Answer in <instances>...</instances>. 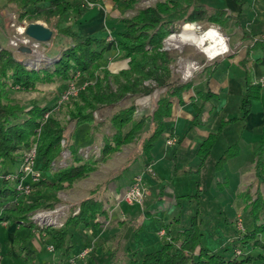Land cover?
<instances>
[{
	"label": "trees",
	"instance_id": "trees-1",
	"mask_svg": "<svg viewBox=\"0 0 264 264\" xmlns=\"http://www.w3.org/2000/svg\"><path fill=\"white\" fill-rule=\"evenodd\" d=\"M40 1H45L46 5H39ZM113 1L123 3L127 7L135 3V0ZM13 2L19 4L18 19L42 18L50 24L53 17H60L68 10H72L75 15L74 23H82L78 19L81 18L83 10L70 0H0V15L3 7ZM29 6H32L31 12L28 11ZM229 18L224 10L206 9L195 0H159L151 6L137 10L131 18H120L119 28L111 34L112 40H107L108 35H83L71 25L54 30L50 43H53L58 35L66 39L60 51L52 54L56 57L55 62L50 66L30 70L23 63L24 52L15 55L11 50L0 46V163L18 162L20 152L29 147L36 129L40 128L37 138L36 169L41 170V179L34 187L33 193L29 195V199H25L26 196L14 189L15 184L9 185L1 178L0 207L6 209L10 223L20 228L30 226L18 225L19 218L35 208L48 207L56 202L55 196L44 193L45 189L58 191L60 188L70 186L76 179L94 170L96 162L83 160L76 153L77 147L70 144L73 152L72 162L67 167L52 173L50 179L47 178L48 176H43V172L49 171L50 162L60 153L63 126L54 117H48L40 125V119L52 105L33 103L26 108L24 104L9 96L8 83L28 88L36 82L49 81L54 77L66 81L73 78L77 72L80 73L81 80L93 77L94 85H87L80 91L79 103H75L69 111L76 125L92 123L90 111L97 103L113 105L127 95L146 96L155 89L164 87L165 90L154 97L155 107L151 115L142 113L135 117L134 112L137 110L135 103L112 113L108 124L112 132L104 137L101 158L98 159L105 161L112 153L132 142L151 121L152 132L147 138H143L140 144L141 155L145 165H148L153 157L152 148L165 132V122L171 116L172 102L174 100L182 102L183 93L189 92L192 86L189 81L184 83L179 81L172 72L171 64L176 58L171 51L164 49L163 39L174 30L175 25L180 23L205 21L222 25ZM254 44H258L257 41ZM112 48H117L122 58L113 61L108 67H103L102 61ZM248 52L249 48H246V56ZM214 65L215 63L206 65L204 69L211 73ZM147 79L154 80L156 84L143 85V81ZM244 79L237 115L223 121L221 125L243 120L251 111L252 102L260 98L262 85L259 82L252 83L248 80L247 74ZM208 82L206 80L204 88L197 91L203 101L215 94L210 90ZM219 130L220 126L216 132L210 133L200 143L197 150L200 164L210 153ZM238 152L239 145L234 142L223 151L215 168H221L226 160L237 155ZM253 155V181L249 189L241 193L248 222L232 245L234 248L236 246L241 248L239 257L234 253L231 257H226L222 252L210 251L202 246L200 226L196 217H193L188 229L166 241L159 249L145 253L140 259H126L125 264H244L252 258V255L247 253L250 248L264 249V126L261 128L258 146L253 151ZM0 172L9 174L12 171L5 166ZM14 172L18 173V171ZM24 180L29 182L31 176L24 177ZM252 186L254 193L251 195ZM78 208L76 214H69L63 228L46 230V235L50 238L55 251L61 250L68 254L71 247L67 242L70 236L69 230L92 224L100 226L107 215V211L102 208V200L97 190H93L88 197L81 200ZM39 234L43 239L42 233ZM28 240L14 236L12 241L21 254L24 264L32 261L35 252L29 247Z\"/></svg>",
	"mask_w": 264,
	"mask_h": 264
},
{
	"label": "crops",
	"instance_id": "crops-1",
	"mask_svg": "<svg viewBox=\"0 0 264 264\" xmlns=\"http://www.w3.org/2000/svg\"><path fill=\"white\" fill-rule=\"evenodd\" d=\"M70 1L75 5L78 4L83 10L81 18L78 19L82 23L77 24L81 34L96 35V31L102 30V27L112 31L119 28L120 22H113L112 20H107L105 23L104 20L100 22V14L105 9L111 10L119 3H115L113 0H94L95 6L85 7L80 0ZM195 1L209 10H224L230 18L222 25H214L223 31L233 30L232 32H234L238 29L241 32L240 41L243 45L236 52L230 54H225V52L211 60L204 53L206 59L211 61L204 66L215 63L212 72L208 73L203 66L201 73H197L193 77L194 79L197 77V81L194 82V79L190 77L188 80L184 78L181 81L183 83L189 81L192 86L189 92L183 93L182 102L176 100L172 102L171 116L165 122V132L152 148L153 157L148 168L144 166L145 162L139 149L138 153L134 156L129 155L127 158L130 160L126 168L131 170L129 176L120 172L113 181H109L107 187L104 186V202H106L104 205L109 214L108 218L104 220V227L92 224L85 228L71 229L67 239L71 246L68 254L58 250L59 255H56L51 262L36 261L33 254L29 264H65L69 257L91 245L93 246L92 250L80 264H122L124 259H140L145 253L159 249L168 241L166 238L163 239L157 235V230L160 227H164L171 238L188 229L193 217H196L201 227V214L204 209L217 213L223 232L228 236L227 240L230 243L229 246L224 242L217 245L216 249H208L214 252H222L226 257L233 255L234 247L232 245L237 237L225 230L231 231V219L236 213L246 212L245 203L241 197L244 190L241 191V187L244 185L242 181L250 179L252 182L253 180V151L258 146L261 128L264 126V102L259 101L260 98L254 100L251 104V111L243 120L221 124L237 115L244 89L245 74L252 83L256 82L257 79L264 78V0ZM39 5L45 6L46 2L40 1ZM30 10H32V6L28 7V11ZM66 13L75 18L72 10H68L64 14ZM108 34L105 33V35ZM255 41L258 44H254ZM246 48H249L247 56L245 55ZM121 58L122 54L119 53L118 49L112 48L106 53L104 66L108 67L113 61ZM234 66L237 67L233 68ZM206 80L209 81L210 90L215 94L210 99L203 101L197 91L204 88ZM222 112L225 114H221ZM149 125L150 127L153 126L151 121L147 124L146 129L149 128ZM219 126L220 130L211 151L222 136L221 134L225 133L229 139L235 138L226 148L237 142L239 152L226 160L221 168L216 169L220 171L225 169L226 164L233 165L230 167L231 179L226 176L225 179L227 180H216L215 185L210 189L211 192H206L201 184L200 176L211 151L204 162L200 164L197 150L200 143L210 133L216 132ZM149 135L143 138H147ZM168 138H173L174 142L166 144ZM132 165L134 167L131 169ZM140 171L143 172L148 191L144 210L137 205H128L120 201L130 180ZM190 176L198 177L199 180H196L195 191H192L194 189L192 184L193 186L190 185L188 188L190 192H187L181 178ZM228 181L229 185L233 187L230 193L225 188V183L228 184ZM238 198L242 199V203H238ZM237 204L241 207H237ZM154 219L158 220L157 225L151 223ZM0 228L7 231L20 229V227L16 228L13 224L8 223H0ZM94 229H96V233ZM153 230L156 238L153 236ZM74 233L82 236L80 237L83 242L82 247L78 251L72 250ZM42 238V243L47 249V245L51 244L50 238L43 234ZM32 243L35 242L28 241L30 248H32ZM3 244L7 245L8 253L6 257L0 256V264H24L23 258L14 244H8L7 241L0 242V248H3ZM228 247H231V250ZM247 253H250L252 258L244 264H254L255 260L258 259L261 260L258 264H264V260H262L264 259V249L253 247Z\"/></svg>",
	"mask_w": 264,
	"mask_h": 264
},
{
	"label": "rangeland",
	"instance_id": "rangeland-1",
	"mask_svg": "<svg viewBox=\"0 0 264 264\" xmlns=\"http://www.w3.org/2000/svg\"><path fill=\"white\" fill-rule=\"evenodd\" d=\"M94 1V0H93ZM159 0H135V3L127 7L123 3L116 4L111 10H104L100 14V22L104 23L107 20H112L113 22H118L119 19L122 17H129L131 18L139 9L148 7L153 5ZM95 2V1H94ZM3 4V2H2ZM18 7L19 4L16 2L6 4L3 7L2 14L0 15V46L3 48H7L11 50L15 55L17 53L10 48L8 45L9 39L14 36L18 35V31L16 30L17 27H25L29 22L38 21L45 26L49 27L52 30V36L54 34V30L71 25L75 29L78 30L77 24L74 23V16L66 13L63 16L60 17H53L51 19L50 24H47L42 18L34 19L25 17L22 19H18ZM31 12V10H30ZM196 23L199 24V26L204 29L208 27L209 25H214L205 21H197ZM14 24V25H13ZM182 24L180 23L178 25H175L174 30L163 39V46L164 49L171 51L175 56V61L171 65L172 72L178 77L180 81H183L184 74L186 69L187 61L190 60L194 63L195 68L192 70V74L186 78L187 80L190 78L195 77L194 75H197V73H201L202 67L207 64L208 61L204 53L197 50L193 45L184 43L181 44L179 48L174 47L171 45L168 41V38L171 34L179 32ZM101 25H103L101 23ZM104 26V25H103ZM216 26V25H215ZM109 27V26H108ZM219 28V27H218ZM220 29V28H219ZM20 30V29H18ZM220 31L224 34L227 40L228 44V51L225 54H230L232 52H236L243 43L240 41V34L241 32L236 29L234 32L233 30L226 31L220 29ZM114 34V30L107 28L106 30L102 27V30L96 31V34L98 35H104L105 33ZM51 40V39H50ZM49 40V41H50ZM112 40V38H111ZM66 42V39L64 36L58 35L57 38L54 40L53 43H50V47L47 50L48 54H56V52H59L62 45ZM103 67L105 62L102 61ZM237 66H234L233 68H236ZM28 69V68H27ZM30 70V69H29ZM77 74V73H76ZM76 74H74L73 78L69 80H62L61 78L54 77L52 80L45 81V82H36L31 87L23 88L20 87L17 84H7L8 93L9 96L13 99H16L20 103L24 104L27 107L31 106L33 103H38L40 105H52L51 109L46 111L44 115L47 113V116L44 115L40 119V125L43 124L48 117H54L61 126H63V134L62 138L60 139V153L59 155L54 158L50 164H49V171L43 172V176H48L47 178L50 179L49 176L52 175V173L56 172L59 169H63L67 167L71 162L73 158V152L72 148L69 146L70 144H74L77 149L76 153L85 161L90 160L93 162H96V168L92 171H90L86 176L81 177L79 179H76L70 186H66L64 188H60L58 191L52 190V189H45L44 193L48 195H53L56 197V202L48 207H41V208H35L28 212L26 215L19 218L18 225H30L27 226L29 228L21 227L20 229H16L15 231H7L4 228H0V242L4 243L5 241L9 243H12L14 236L17 238L25 239L28 238L30 242L34 241L35 243H32V248L35 250L34 252V259L36 261H53V259L56 257V255H59V251H53L50 252L45 248V244L42 243V239L40 237L39 232H41L43 235H46V230L48 229H61L65 226V221L69 214L74 215L78 212V203L83 200L84 198L88 197L93 190H97L98 195L101 196L102 200V208L103 210H106V207L104 205V186L107 187L109 181H113L116 178V175H118L120 172H124L125 176H129L131 170L126 169L128 166V156H134V154L138 153L140 149V144L143 139V137H146L151 132L152 126L147 128L145 131L140 132L136 139H134L132 142L122 146V148L119 150V152L112 153L105 161L98 160L101 158V149L104 144V137L107 135H110L112 130L109 128V118L112 115L113 112L118 110L119 108H122L124 106L130 105L131 103H135L137 110L134 112V116L138 117L142 113L150 114L154 110V97L157 93H161L165 90L164 87L155 89V91H152L149 95L146 96H139V95H127L120 101H118L116 104L113 105H104V103H97L95 104V108L90 111L92 116V123L91 124H81L76 125L75 120L70 117L69 111L73 108L75 103H79L81 95H79L80 91L84 90L87 85H94L95 79L93 77H88V79H85L88 84L85 86L84 89H81L76 96L70 98L67 101L60 102L59 97L62 93L63 89L66 87V85L69 82H73L75 85H79L83 80L80 79V73L79 77L76 78ZM190 77V78H189ZM194 79V78H193ZM259 79H257L256 82H258ZM186 81V80H185ZM197 81V77L194 79V82ZM143 85L146 86H154L156 83L154 80L147 79L143 81ZM261 84V83H260ZM264 86V85H262ZM115 87V86H113ZM259 101L264 102V88H262L261 96ZM221 114H225L222 112ZM220 121V120H219ZM219 124V122H218ZM217 124V125H218ZM40 128L38 127L36 129V134L31 139V143L29 147L23 149L19 156H18V162L15 163H9L8 161L4 163H0V171L3 167L7 166L9 170H11V175L8 177H5L8 173L2 174L0 172V188L2 186L1 178L5 179L8 184H15L14 189L20 193L23 196H26L25 199H29V195L33 193V189L36 186V184L39 182L41 178L36 180L34 184L29 185H23L24 188L18 189L17 184L20 182V179L18 178L19 172L15 173L14 171H21V167L25 164V158L28 157V160L31 158L34 160L32 167L36 168L38 162L37 161V138L39 136ZM220 138L216 142L215 146L213 147L211 153L209 154L203 172L200 176L201 184L204 188V190L207 192H211L210 189L213 188V185H215L216 180H227L225 177L227 176L228 179H231L230 175V167L233 165L226 164L225 169L217 171L215 168V162L218 159V157L221 155L222 151L231 143L234 141L235 138L229 139L225 136V133L221 134ZM165 141V140H164ZM29 156H31L29 158ZM23 162V163H22ZM22 164V165H21ZM31 166V164H30ZM145 167L148 168V165H145ZM134 167V165L131 166V169ZM36 171L41 172L40 169H37ZM143 175V172H139ZM14 174H17L15 177ZM121 178V177H120ZM30 179V178H29ZM144 180V177H143ZM196 180H199L198 177H182L181 181L184 183V187L186 186L187 192H190L188 188H190V185L193 186L194 189L192 191H195V183ZM122 181V180H121ZM253 181V180H252ZM251 180L247 179L246 181H242V184H244L241 187V191H245L249 189ZM252 183V182H251ZM145 187H146V195L148 194L147 191V185L144 181ZM225 188L228 191V193L232 192V186L225 183ZM239 188V187H238ZM106 190V188H105ZM240 191V188L238 189ZM226 191V192H227ZM254 193V186L250 188V194ZM227 194V193H226ZM145 195V198H146ZM252 195V194H251ZM238 203H242V199H237ZM237 207L239 204H237ZM142 210L145 209V199L142 206H140ZM208 210V211H207ZM202 210V224H201V232L203 233V236L201 237V245L204 247H207L209 249H216L217 245L222 244L224 242L227 243L229 246L230 243H228V236L224 234L223 228L221 227L220 219L215 211H211L209 209ZM49 213L50 219L49 221L40 220L37 216L39 213ZM108 212L105 216V220L108 218ZM220 215V214H219ZM0 222L3 220H6L8 224L10 223L8 218V213L6 212V209L2 206L0 207ZM23 219V220H22ZM103 219V218H102ZM238 219L241 221V226L239 227L237 222ZM232 225H230V230H225L231 233V235H236L238 237L240 235V232L243 231L245 225H247L248 217L247 213L245 211H240L235 214L234 218L231 219ZM41 222V223H39ZM153 225H157L158 220L154 219L151 221ZM14 225V224H13ZM15 226V225H14ZM101 227H104V219ZM16 228L18 226H15ZM32 228L33 230H31ZM85 228V227H83ZM77 229V228H76ZM94 232L96 233V229H94ZM233 233V234H232ZM153 236L156 238V234L153 230ZM169 235V234H168ZM82 237L81 235L74 233V239H73V251H78L82 247ZM165 239L166 237H162ZM169 239L172 238L169 235ZM92 245L84 247L80 251H78L75 255H72L74 257H77L80 252L85 251V254L83 257L77 258V264H80V262L90 253L92 250ZM231 250V247H228ZM8 253V248L6 244H3V248H0V256L6 257ZM234 255L239 256L241 253V248L239 246H236L234 248ZM264 260V259H262ZM4 263V261H2ZM126 259L122 262V264H125ZM261 262V260H255L254 264H258ZM1 263V260H0ZM16 264V263H13Z\"/></svg>",
	"mask_w": 264,
	"mask_h": 264
},
{
	"label": "built area",
	"instance_id": "built-area-1",
	"mask_svg": "<svg viewBox=\"0 0 264 264\" xmlns=\"http://www.w3.org/2000/svg\"><path fill=\"white\" fill-rule=\"evenodd\" d=\"M81 4L85 7H93L96 5V3L93 0H80ZM14 25V24H13ZM20 28V30H18ZM16 30L18 31V35H14L9 39L8 45L10 46L11 49H13L16 53H21L19 48L21 46H26L29 49V52L25 53L24 57V64L26 68L28 69H38L41 66H50L52 65L56 57L48 54L47 50L50 47V41L42 42V41H37L28 35L25 34L24 32V26L23 27H17ZM112 36L110 33L107 36V40H111ZM76 78L79 77V72H77ZM188 75L184 74V78H187ZM261 85H264V78H260L258 80ZM88 84L86 80H83L79 85H75L73 82H69L66 87L63 89L62 93L60 94L59 101L64 102L69 100L70 98L76 96V94L81 90L84 89L85 86ZM45 117L47 116V113L44 115ZM174 142L173 138H168L166 140V144H171ZM31 156H29L30 158ZM33 159L31 158L28 160V157L25 158V164L21 167V171L19 172V179L20 182L16 185L18 189L24 188L23 185H32L36 180L41 178V172L36 171V168L32 167L33 164ZM23 163V162H22ZM31 164V166H30ZM22 165V164H21ZM11 175V173L7 174L5 177H8ZM17 174H14L13 176L15 177ZM26 176H31V180L29 182H26L24 180V177ZM146 195V187L144 184L143 180V175L141 173L135 174L132 179L130 180L129 184L125 188L122 196H121V202H124L128 205H137V206H142L144 203ZM38 218L40 220L44 221H49L50 216L49 213L46 212H41L37 214ZM2 224H6V220H3L0 222ZM41 223V222H39ZM238 226H241V221L238 219L237 222ZM157 235L160 237H166L167 240L169 239V235L164 227H160L157 230ZM47 249L49 251H54L53 245L48 244ZM85 254V251L80 252L77 257L71 256L67 259L65 264H77V258L78 257H83Z\"/></svg>",
	"mask_w": 264,
	"mask_h": 264
},
{
	"label": "bare ground",
	"instance_id": "bare-ground-1",
	"mask_svg": "<svg viewBox=\"0 0 264 264\" xmlns=\"http://www.w3.org/2000/svg\"><path fill=\"white\" fill-rule=\"evenodd\" d=\"M168 41L177 48L184 43L191 44L197 50L205 53L210 60L228 51L226 37L215 25H209L202 29L198 23L185 22L182 24L179 32L169 36ZM186 65L187 71L185 73L187 72L186 75H189L195 68V65L190 60L187 61Z\"/></svg>",
	"mask_w": 264,
	"mask_h": 264
},
{
	"label": "water",
	"instance_id": "water-1",
	"mask_svg": "<svg viewBox=\"0 0 264 264\" xmlns=\"http://www.w3.org/2000/svg\"><path fill=\"white\" fill-rule=\"evenodd\" d=\"M24 32L26 35L37 41L46 42L52 38V30L38 21L29 22L24 27ZM19 50L24 53L29 52V49L26 46H21Z\"/></svg>",
	"mask_w": 264,
	"mask_h": 264
}]
</instances>
